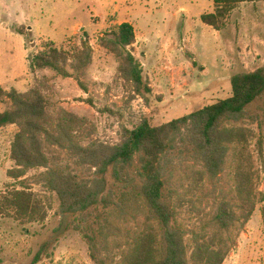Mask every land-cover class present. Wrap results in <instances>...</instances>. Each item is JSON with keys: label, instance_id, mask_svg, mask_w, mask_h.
Returning a JSON list of instances; mask_svg holds the SVG:
<instances>
[{"label": "rangeland", "instance_id": "1", "mask_svg": "<svg viewBox=\"0 0 264 264\" xmlns=\"http://www.w3.org/2000/svg\"><path fill=\"white\" fill-rule=\"evenodd\" d=\"M214 10L213 0H0V89L28 93L38 88L51 104L49 121L53 125L71 114L79 119L76 131L85 144L92 140L119 142L123 128L131 129L143 120L158 127L187 116L229 97L235 75L264 69V1L239 5L221 30L201 19ZM123 23L136 30L132 51L151 88L143 95L123 79L117 57L101 46V38L112 35ZM50 41L67 49L83 42L92 48L93 61L80 82L49 69L33 73L31 59ZM9 108L12 102L2 96L0 113ZM248 111L254 121L247 120L246 126L257 137L264 136V95ZM18 131L15 125L0 128V192L22 187L7 176L15 168L10 153ZM256 142L252 141L251 151L257 159ZM55 154L80 179L94 177L93 168L77 165L64 152ZM179 161L176 159L179 164L172 171L175 182L192 164L190 159ZM229 171L221 175L217 188L208 183L207 191L216 189L219 195L230 190ZM42 172L30 171L25 183L44 201L48 216L44 222L26 225L0 218V264H96L89 236H98L107 219L121 234L144 227L147 209L137 211L130 204L123 212L113 206L96 207L86 222L77 220V215L62 214L61 202L46 187ZM105 177L108 188L118 192L111 172ZM259 188L264 193V174ZM260 208L224 264H264ZM189 217L181 212L179 222L190 229L196 220ZM110 240L117 241L115 237ZM119 252H113L117 254L114 264H118Z\"/></svg>", "mask_w": 264, "mask_h": 264}, {"label": "trees", "instance_id": "2", "mask_svg": "<svg viewBox=\"0 0 264 264\" xmlns=\"http://www.w3.org/2000/svg\"><path fill=\"white\" fill-rule=\"evenodd\" d=\"M253 1L213 0L214 12L201 19L221 30L239 5ZM100 42L117 57L123 79L139 95L151 91L132 51L137 42L132 24L119 25ZM65 47L53 41L45 43L31 59L33 73L49 69L80 82L93 61V50L87 42ZM231 83L229 97L187 116L158 127L143 120L131 129L123 128L119 142L92 140L86 144L76 131L80 129L76 116L66 114L65 121L55 125L49 121L51 104L40 89L28 93L0 89V99L7 96L12 102V108L0 113V128H19L10 153L15 168L7 176L22 185L0 192V218L23 225L46 220L44 201L25 183L30 171L42 169L41 177L58 196L62 214L77 215L81 222L99 206H113L121 212L129 204L136 205L137 211L139 207L147 209L143 228L121 234L107 219L98 236H89L96 264L116 263L114 250L120 251L118 264H224L258 206L264 225V193L259 188L264 174V136L257 137L246 126L247 120L254 121L249 107L264 95V69L237 74ZM254 139L257 159L251 151ZM56 151L66 153L77 165L93 168L94 177L80 179L57 161ZM176 159L180 164L192 161L177 182L172 178L179 164ZM228 168L231 188L217 195L215 188ZM108 172L118 192L108 188ZM208 183L215 190L207 191ZM181 212L196 220L193 228L179 222ZM112 237L117 241L111 242Z\"/></svg>", "mask_w": 264, "mask_h": 264}, {"label": "crops", "instance_id": "3", "mask_svg": "<svg viewBox=\"0 0 264 264\" xmlns=\"http://www.w3.org/2000/svg\"><path fill=\"white\" fill-rule=\"evenodd\" d=\"M8 92V91H7Z\"/></svg>", "mask_w": 264, "mask_h": 264}]
</instances>
